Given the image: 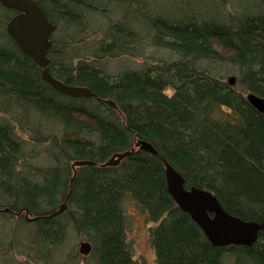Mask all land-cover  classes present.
Instances as JSON below:
<instances>
[{
  "label": "trees",
  "instance_id": "1",
  "mask_svg": "<svg viewBox=\"0 0 264 264\" xmlns=\"http://www.w3.org/2000/svg\"><path fill=\"white\" fill-rule=\"evenodd\" d=\"M34 1L57 27L48 52L51 75L95 97H67L44 82L42 68L7 33L19 12L0 5V209L10 210L0 219L15 237L17 222L30 235L27 248L16 238L0 248L24 247L26 257L45 264L80 258L138 264L127 241L129 200L156 225L150 229L156 264H264V233L252 247H213L176 206L165 179L168 162L187 189L211 192L229 214L252 222L264 217V112L248 100L264 101V0H212L222 12L189 0H169L176 3L172 11L168 0L146 8L144 0H109L127 4L119 11L100 0ZM97 18L105 23L97 27ZM91 24L104 34L87 49L80 37ZM139 39L176 61L109 74L107 60L139 57L131 47ZM204 62L234 71L236 84L198 71ZM137 140L157 155L136 150L117 167L100 166ZM76 161L97 166L77 168L71 184ZM64 203L67 211L49 218ZM26 212L39 220L29 223ZM80 238L92 246L87 258L65 248Z\"/></svg>",
  "mask_w": 264,
  "mask_h": 264
},
{
  "label": "water",
  "instance_id": "2",
  "mask_svg": "<svg viewBox=\"0 0 264 264\" xmlns=\"http://www.w3.org/2000/svg\"><path fill=\"white\" fill-rule=\"evenodd\" d=\"M0 5L19 12L8 23L7 33L16 42L22 53L42 68V80L44 82L49 84L56 92L67 97L76 99L95 97L94 93L88 88L67 86L51 75L48 52L52 47L51 37L56 32L57 27L48 20L43 9L34 0H0ZM229 84H236L235 77L229 78ZM248 100L258 110L264 112V101L262 99L250 95ZM105 103L117 110L112 102L105 101ZM137 149L157 155V151L150 143L137 140L131 151L116 154L100 166L103 168L117 167L124 159L135 153ZM89 166L94 167L97 164L90 161H76L73 163L74 177L71 184L77 174V168ZM165 179L167 192L176 206L193 220L213 247L221 249L231 246L252 247L258 242L259 234L264 233V217L259 222H252L244 221L229 214L211 192L195 187L187 189L182 174L176 171L168 162H165ZM65 211H67L66 203L49 218L56 217ZM2 212L9 213L10 210L0 209V213ZM26 219L28 222L39 220V218H30L27 212ZM79 252L83 257H88L92 252L91 244L82 241Z\"/></svg>",
  "mask_w": 264,
  "mask_h": 264
},
{
  "label": "rangeland",
  "instance_id": "3",
  "mask_svg": "<svg viewBox=\"0 0 264 264\" xmlns=\"http://www.w3.org/2000/svg\"><path fill=\"white\" fill-rule=\"evenodd\" d=\"M152 1H157L156 3H159V0H147V1L144 0L143 3H140V6L143 8H146L150 6L149 3H151ZM100 2L103 3V5H107L109 8L112 7L111 9H114L116 11H119L118 7L123 8V9L127 8V4L122 3V2L114 3L109 0H100ZM139 2H141V0ZM189 2L198 8L204 7L209 12L210 10L218 12V9H220L221 12L223 11L222 5H220V3L213 2L212 0H189ZM107 3L110 4L111 7ZM175 5L176 3H171V1L168 0L166 4L167 11H172L173 8H176ZM129 7H131V5ZM132 7L133 8H130V10L133 9V11L134 10L138 11L136 8L139 7V5L137 6L133 5ZM129 14H132V12ZM145 14H149V12ZM139 16L140 14L137 16L134 14L132 17L134 19H140ZM120 20L124 22L122 18L112 17L110 22L117 23V21H120ZM95 21H96L95 25H97V27H99L100 25L102 26V24L105 23V20L103 19L101 20L99 18L94 19L93 24L95 23ZM101 21L102 23L98 25ZM92 27L93 25L91 24V26L88 29V32L85 35H82L80 37L81 39L85 40L84 44L86 45L85 48L87 49L93 43H99L104 34V33H101L103 29L102 27L100 28L101 30L98 29V31H101V32H98L95 28H92ZM56 40L59 41L58 35L56 36ZM138 41L140 42L141 40L139 39ZM139 42H135L131 45L132 48L134 47L133 51L140 52L138 54L139 57H136V58L135 57L134 58L123 57V58L118 59L117 61L116 59L107 60L109 62L107 66L105 67L106 71L109 72V74L114 75V74H117V72L130 71L133 69L136 71V68L147 70L149 68L155 67L156 65H159L160 63L158 61H163V62L165 61V63L167 61L168 62L176 61V57L172 55V53L154 49L152 44H149V42L147 43H143V42L139 43ZM85 53H86V50H85ZM154 55L157 56V59H154L156 58L154 57ZM162 58H164L165 60H162ZM89 60H90L89 62L94 61L90 59V57H89ZM98 63H100L98 67L102 68L101 67L102 61L101 62L98 61ZM206 68L208 69L207 72L214 74L212 76L223 79L222 81L225 83H228L229 77H232V72H234L226 66L219 65L217 63H212V62L211 63L204 62V64L200 65V69L198 68L199 69L198 71L200 72L206 71ZM115 76L117 75H114L113 77ZM169 94H172V92L170 91ZM124 211H125V215L128 220L127 241L131 247L134 260L138 264H156V254H155V250H154L152 240H151V235H150V229L153 227H156V225L149 224L145 213L140 209L139 206H137L136 204H134L133 202L129 200H127L124 203ZM30 218H33V217L30 216ZM29 223H32V222H29ZM9 225L10 223L7 224L2 219H0V243L2 245L3 244L7 245V243L11 244L10 243L11 240L16 238L19 242H21L20 244H23L25 248H27L28 246H26V244L28 243L27 240H30L29 239L30 235L26 234L28 233V230L25 228L24 224L21 222H17L15 224V227L19 233L17 237H15V235L17 234H14V231H11L9 229ZM82 241L84 240L80 238L77 240H72V242H67L65 245V248L67 249L68 247L67 250L70 254L77 253L81 257H83L79 252L80 244ZM10 248L4 249V250L0 248V264H45L46 263L43 259H40L38 261H36L35 259L33 261L32 259L30 260L28 257H26L27 249L24 250V247L21 249L13 248L11 250ZM46 261L48 264H55L54 260H46ZM74 262H76L77 264V259ZM78 264H86V262L84 261V258H80L78 261Z\"/></svg>",
  "mask_w": 264,
  "mask_h": 264
},
{
  "label": "flooded vegetation",
  "instance_id": "4",
  "mask_svg": "<svg viewBox=\"0 0 264 264\" xmlns=\"http://www.w3.org/2000/svg\"><path fill=\"white\" fill-rule=\"evenodd\" d=\"M136 144V143H135ZM20 215V214H19Z\"/></svg>",
  "mask_w": 264,
  "mask_h": 264
}]
</instances>
